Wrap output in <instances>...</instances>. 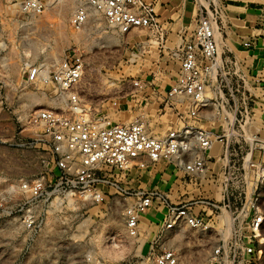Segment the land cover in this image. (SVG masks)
<instances>
[{
    "label": "rangeland",
    "instance_id": "1",
    "mask_svg": "<svg viewBox=\"0 0 264 264\" xmlns=\"http://www.w3.org/2000/svg\"><path fill=\"white\" fill-rule=\"evenodd\" d=\"M26 1L0 0V264H158L156 257L165 248L179 253L178 264H219L215 249L227 247L229 254L241 244L248 220H233L228 212L219 218L218 210L207 229L183 224L162 232V227L171 206H193L198 213L211 198L220 201L223 180L237 207L257 191L254 184H243L242 167L256 146L254 137L264 140V57L243 44L232 47L235 52L224 50L226 9L235 1L194 0L199 15L203 10L215 18L222 33L220 55L231 56L208 90L217 109L205 115L217 112V118L195 124L218 130L223 117L241 122L244 130L236 128L231 144L230 158L237 168L223 175L220 162L213 161L209 179L195 184L178 177L173 167L158 165L141 177L122 178L127 193L105 189L101 202L67 184L74 176L58 168L46 128L33 120L42 109L69 114L67 97H58L50 79L55 66L74 54L83 57L79 116L129 123L144 114L151 129L164 134L179 119L177 112L163 109L164 104L159 108V97L178 69L174 53L184 30L190 33L193 26L180 29L173 25L180 14L173 13V20L157 9L158 26L150 29L123 34L99 13L77 29L72 22L75 0H39L45 8L35 15L25 10ZM34 67L44 70L46 78L30 80L28 72ZM213 179L218 182L211 183ZM132 189H158L164 196L141 215L136 234L126 217L134 200ZM259 206L264 212V190ZM259 242L262 254L253 264H264V232Z\"/></svg>",
    "mask_w": 264,
    "mask_h": 264
},
{
    "label": "built area",
    "instance_id": "2",
    "mask_svg": "<svg viewBox=\"0 0 264 264\" xmlns=\"http://www.w3.org/2000/svg\"><path fill=\"white\" fill-rule=\"evenodd\" d=\"M75 2L72 22L77 29L84 28L95 13L104 16L111 29L123 34L158 26L156 0ZM24 8L35 15L44 11L45 4L39 0H28ZM214 20L209 13L201 10L190 33L184 30L186 35L183 34L174 53L178 59V69L169 87L159 97V108L164 104L163 109L177 112L179 120L176 126L164 134L154 132L144 114L129 123L100 122L79 116L82 104L77 87L84 76L83 57L74 54L55 66L50 79L58 97H67L69 114L57 109H42L35 113L33 120L46 128L50 150L56 156L58 168L74 176L72 181L71 178L67 179V184L84 189L93 199L101 202L106 198L105 189L127 193L129 189L121 184L122 178L131 179L133 174L134 177H141L144 171H152L158 165L166 169L173 167L178 177L188 178L195 184H198V180L202 183L209 179L210 170H214L210 166L213 161L220 162L218 170L223 175L237 168L230 158L233 155L231 144L237 133L236 128L244 130L241 122L223 117L218 130L195 124L196 120H212L204 111L210 110L209 104L214 103L208 90L214 86L225 64L231 61V56L220 55ZM243 45L252 48L254 42L244 41ZM41 77L46 78V72H42L40 67L28 72L30 80ZM114 105L120 106L117 101ZM253 141L256 146L242 167V181L247 186L255 185L257 191L254 195H247L241 207L232 205L229 184L223 180L225 193H221L222 199L217 201L211 198L205 202L206 208L198 213L193 206H169L162 232L176 230L183 224L207 229L218 210L219 218L228 212L233 220L249 221L244 231L245 240L230 250L229 254L227 247L225 249L220 245L215 249L214 260L219 264L257 263L262 254L259 238L264 232V212L259 206L263 201L264 190V140L256 136ZM214 181L218 182L213 179L211 183ZM130 193L134 200L126 209L127 224L131 233L136 234L141 215L164 196L158 189L150 192L132 189ZM156 261L158 264H178L179 253L173 248H165L157 255Z\"/></svg>",
    "mask_w": 264,
    "mask_h": 264
},
{
    "label": "crops",
    "instance_id": "3",
    "mask_svg": "<svg viewBox=\"0 0 264 264\" xmlns=\"http://www.w3.org/2000/svg\"><path fill=\"white\" fill-rule=\"evenodd\" d=\"M233 1L235 4L228 5L225 23L223 22L224 50L235 52L232 47L242 45L244 41H252L254 46L250 50L253 55L263 57L264 0ZM155 8L160 12H166V15L173 20L175 19L173 13L180 14L179 20L173 23L180 29L191 28L199 16L194 0H156ZM175 74L176 72H173L170 79Z\"/></svg>",
    "mask_w": 264,
    "mask_h": 264
},
{
    "label": "bare ground",
    "instance_id": "4",
    "mask_svg": "<svg viewBox=\"0 0 264 264\" xmlns=\"http://www.w3.org/2000/svg\"><path fill=\"white\" fill-rule=\"evenodd\" d=\"M215 29H216V35H217V37H221V32L219 31V28H218V25H216L215 24ZM222 50V49H221ZM41 71L42 72H45L44 70H42L41 69ZM48 77V76H47ZM210 105V108H212L213 110H215V108H216V106H217V104H215V103H210L209 104ZM217 109V108H216ZM212 110V111H213ZM204 111H206V112H208L207 110H204ZM215 112V111H214ZM209 119H212V120H215L216 118H217V112L216 113H212V114H210L209 116H207ZM232 118V117H231ZM217 197H219V198H221V196L219 195V193H217ZM177 239V238H176Z\"/></svg>",
    "mask_w": 264,
    "mask_h": 264
}]
</instances>
